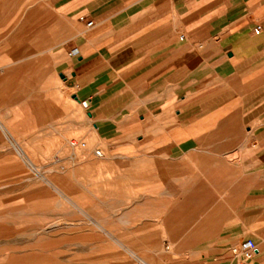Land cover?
Segmentation results:
<instances>
[{"label": "rangeland", "instance_id": "1", "mask_svg": "<svg viewBox=\"0 0 264 264\" xmlns=\"http://www.w3.org/2000/svg\"><path fill=\"white\" fill-rule=\"evenodd\" d=\"M8 8L0 6V264H230L249 202L248 149H233L245 130L199 138L203 150L176 149V158L107 148L56 71L52 45L34 47L26 6L16 20Z\"/></svg>", "mask_w": 264, "mask_h": 264}, {"label": "crops", "instance_id": "2", "mask_svg": "<svg viewBox=\"0 0 264 264\" xmlns=\"http://www.w3.org/2000/svg\"><path fill=\"white\" fill-rule=\"evenodd\" d=\"M18 5L36 28L34 47L52 45L56 71L76 100H89L107 148L176 158V149L203 150L199 138L245 130L233 146L248 149L250 165L239 242L257 248L230 264H264V0H0L9 20Z\"/></svg>", "mask_w": 264, "mask_h": 264}, {"label": "built area", "instance_id": "3", "mask_svg": "<svg viewBox=\"0 0 264 264\" xmlns=\"http://www.w3.org/2000/svg\"><path fill=\"white\" fill-rule=\"evenodd\" d=\"M94 24L93 21H89L88 22V26H92ZM262 29L261 26H257V28L255 29V32H260ZM81 104L88 108L89 107V100H83L81 101ZM83 145H85L83 143ZM98 154H101L100 151H97ZM256 243L251 240V239H247L241 242H238L237 244H235L234 246H232L231 248V253L233 255L234 258H244V259H251L256 251Z\"/></svg>", "mask_w": 264, "mask_h": 264}, {"label": "water", "instance_id": "4", "mask_svg": "<svg viewBox=\"0 0 264 264\" xmlns=\"http://www.w3.org/2000/svg\"><path fill=\"white\" fill-rule=\"evenodd\" d=\"M74 97H75L76 99H78L76 96H74ZM88 115H89V116H91V114H90V113H89Z\"/></svg>", "mask_w": 264, "mask_h": 264}]
</instances>
